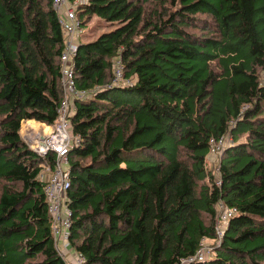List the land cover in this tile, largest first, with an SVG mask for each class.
Here are the masks:
<instances>
[{"label": "trees", "instance_id": "16d2710c", "mask_svg": "<svg viewBox=\"0 0 264 264\" xmlns=\"http://www.w3.org/2000/svg\"><path fill=\"white\" fill-rule=\"evenodd\" d=\"M76 15L116 25L73 59L89 93L68 154L81 264H176L216 239L218 202L237 213L190 264H264V0H86ZM63 47L51 0H0V264H65L38 179L55 155L20 135L22 121H56ZM114 58L132 86L110 87Z\"/></svg>", "mask_w": 264, "mask_h": 264}, {"label": "built area", "instance_id": "2783aa9c", "mask_svg": "<svg viewBox=\"0 0 264 264\" xmlns=\"http://www.w3.org/2000/svg\"><path fill=\"white\" fill-rule=\"evenodd\" d=\"M86 3V0H51L52 8L56 14L64 40V47L60 56V74L63 97L57 108V118L53 125L46 126L45 131L28 132L23 139L28 146L40 157H46L49 153L55 155L53 168L42 164L38 179L44 182L43 193L47 204V212L51 220V232L56 250L59 252L65 264H81L84 257L76 253V259L71 263L65 261L62 249L69 247V227L71 223V211L68 206L67 189L69 187V159L68 154L81 143V137L72 134L70 118L74 112V102L84 100L89 93L78 89L74 80L73 59L79 45V36L82 32V24L77 18L78 6ZM133 82L124 78V67L119 58L113 60V78L110 87H130ZM43 138V139H41ZM232 139L229 134L218 140L210 139L209 158L216 160L225 148L231 146ZM215 186L221 185L217 178ZM237 209L229 207L222 202L216 205V219L214 232L216 239L209 242L201 239L198 250L194 255L180 259L176 264H190L204 262L214 255V245L219 244L229 220L235 216Z\"/></svg>", "mask_w": 264, "mask_h": 264}, {"label": "rangeland", "instance_id": "374dc122", "mask_svg": "<svg viewBox=\"0 0 264 264\" xmlns=\"http://www.w3.org/2000/svg\"><path fill=\"white\" fill-rule=\"evenodd\" d=\"M115 27L116 25L105 23L102 20L89 21L85 23V25L82 26V32L79 36V42L83 44L85 42L88 43V42L94 41L100 34L110 31L114 29ZM27 127L28 126H26L25 124L22 125V129H21L22 134H24L28 130H32L33 132L37 133V131L40 129L39 127H30V128H27ZM211 160H213L212 157L209 158L208 162H211ZM209 166H212V165H209Z\"/></svg>", "mask_w": 264, "mask_h": 264}, {"label": "crops", "instance_id": "0c3cea01", "mask_svg": "<svg viewBox=\"0 0 264 264\" xmlns=\"http://www.w3.org/2000/svg\"><path fill=\"white\" fill-rule=\"evenodd\" d=\"M99 19L97 18H92L90 21H98ZM63 36V34H62ZM64 41V40H63ZM80 43V42H79ZM87 43V42H85ZM26 125L28 126L27 128H30V127H39L40 129L38 131H45L46 129V124H43V123H39V122H36L34 120H26V121H22L21 123V129H22V125ZM29 132H33L32 130H28ZM26 131L24 134L21 133V130H20V135L23 139L24 135H26V133L28 132ZM210 163V164H209ZM208 163V166L211 165L212 163H215V160H211V162ZM62 252H63V255L65 256V261L67 263H71L73 261V259H76V253L74 251H72L69 247H67L66 249H62Z\"/></svg>", "mask_w": 264, "mask_h": 264}, {"label": "water", "instance_id": "95a60500", "mask_svg": "<svg viewBox=\"0 0 264 264\" xmlns=\"http://www.w3.org/2000/svg\"><path fill=\"white\" fill-rule=\"evenodd\" d=\"M41 139H43V138H41ZM24 140V139H23Z\"/></svg>", "mask_w": 264, "mask_h": 264}]
</instances>
